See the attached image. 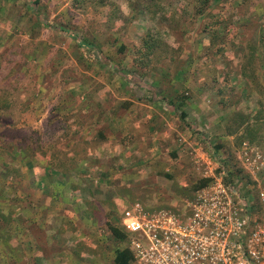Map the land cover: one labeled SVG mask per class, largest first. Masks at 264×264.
I'll return each mask as SVG.
<instances>
[{"label": "rangeland", "instance_id": "1", "mask_svg": "<svg viewBox=\"0 0 264 264\" xmlns=\"http://www.w3.org/2000/svg\"><path fill=\"white\" fill-rule=\"evenodd\" d=\"M30 2L0 0V88L13 105L2 115L1 120L11 122L3 134L17 142L24 138L34 164L27 169L16 161L19 176L11 169L0 173V209L11 212V220L22 217L31 195L45 196L44 206L52 209L84 211L98 203V209L105 208L100 217L110 219L133 201L171 206L179 195L191 193L202 176L194 165L196 156L238 167L243 142L263 150L264 0ZM148 32L160 40L155 53L165 59L156 63L157 56L151 55L152 64L144 68L140 45ZM112 63L128 68L133 82L119 77ZM106 84L112 89L100 102ZM120 97L134 103L156 98L157 108L175 117L185 110L182 129L174 140L169 136L163 141L165 151L146 155L168 168L142 165L140 126L120 138L125 149L111 141V153L108 146L98 147L102 139L90 136L101 126L94 118L110 109L106 102H113V113L129 102L120 104ZM187 127L195 133L194 144ZM112 129L120 135L121 129ZM131 141L135 144L129 148ZM97 151L103 153L98 156ZM63 153L75 155V169L60 174L55 168L66 161ZM114 153L128 162L117 166L119 159H110ZM48 161L52 166L45 174ZM241 176L248 177L244 172ZM51 195L61 197L49 199ZM106 217L100 219L105 222ZM99 229L97 237L88 238L105 241L107 252L99 251L98 262L112 264L116 244L105 227ZM3 252L0 244V264L7 257Z\"/></svg>", "mask_w": 264, "mask_h": 264}, {"label": "built area", "instance_id": "2", "mask_svg": "<svg viewBox=\"0 0 264 264\" xmlns=\"http://www.w3.org/2000/svg\"><path fill=\"white\" fill-rule=\"evenodd\" d=\"M208 156L194 159L209 181L191 197L123 206L131 264H264V148L242 143L238 176L233 164Z\"/></svg>", "mask_w": 264, "mask_h": 264}, {"label": "crops", "instance_id": "3", "mask_svg": "<svg viewBox=\"0 0 264 264\" xmlns=\"http://www.w3.org/2000/svg\"><path fill=\"white\" fill-rule=\"evenodd\" d=\"M31 1V5L34 6L35 0ZM125 69L119 68V72L128 71ZM119 77L127 82L123 76L120 75ZM128 83H130V81ZM135 85L139 87L140 84ZM101 88L103 93L99 98L100 102L104 101L106 98L105 91L112 89L109 84L102 85ZM88 89V91L92 90L94 92L93 87H89ZM128 99V97H120L117 102L122 104L124 101H128ZM132 102L134 103L135 101L129 99V102H126L125 105H123L124 107L122 106L123 108H121L122 111L120 113H113L110 110L113 102H106V104H111L110 109L101 111V113L98 114L102 117L97 116L94 118V121L98 122L101 126L99 130L94 132L91 131L90 136H95L96 139H102L103 142L98 144V147L103 149L108 146L110 147L108 151L111 153L114 151L111 149V141L115 139L116 142H120H118V144L121 146L122 140H120V138L125 137V135L132 130L139 129L138 127L140 126L142 127V131H144V133L146 132V136H144L142 132V142L140 144L142 145V165H148L154 168H168V163L163 164L157 157L154 159L150 157L156 155L158 152L163 153L165 151V143H163V141L167 140L166 138L169 136L174 140L175 133L179 129H182L180 124L184 125V121L180 117H175V113L169 114L157 108L156 98L148 103L143 100L134 104H132ZM112 127L121 129L120 135L119 133H115ZM187 129L191 137L189 143L191 142L194 144L195 136H193V134L195 133H193L192 129L188 127ZM81 133H83V131L80 132V135ZM116 137H119V139ZM141 138L139 135V139ZM135 142L137 143L139 140ZM135 142L131 141V143H128L129 148H131ZM124 143L122 149L126 148L124 145H127V143ZM100 153H103V151H97L98 156H100ZM148 153L152 154V156H146ZM204 153L206 154V151ZM122 155H116L114 153L111 154L110 159L111 161H114V157L119 159V164L117 165L119 166L124 162H128V158H124ZM137 160L141 162L140 158ZM58 197L61 196L51 195L49 199L59 200L60 198ZM44 198L45 196L41 195H31L29 199L30 202L22 217L13 216L11 223L7 226V232L9 233L8 237H0V244H3L6 250V252L3 253L7 256L6 258H2L1 264H89V262L90 264H99V251L104 249L107 252V246L105 241L97 242L95 240L94 242L92 239L90 240L88 238L97 237V232L98 230L100 231L99 227H102L100 219H94L93 215L95 212L92 210L83 211L75 208L73 210H65L61 207L54 209L50 207L47 208L43 204ZM61 200L69 201L70 198H62ZM32 201L36 202L34 203ZM53 204H51V206ZM76 219L78 220V225ZM85 239H88V243L84 242ZM112 258L113 255L110 256L111 261Z\"/></svg>", "mask_w": 264, "mask_h": 264}, {"label": "trees", "instance_id": "4", "mask_svg": "<svg viewBox=\"0 0 264 264\" xmlns=\"http://www.w3.org/2000/svg\"><path fill=\"white\" fill-rule=\"evenodd\" d=\"M37 1V0H35ZM152 1V0H150ZM212 1H219V0H212ZM32 2V1H31ZM35 3V2H34ZM69 33V36L75 37L73 34H71V32H67ZM76 39V37H75ZM78 43L84 45V46H88V42L87 41H78ZM144 48V51L142 52V55L140 57H142V67H146L148 64H152V59H149V57L152 55L157 56V59L155 60L156 63L158 62H162L165 58L163 56H161L160 54H156L155 50L156 48L160 47V40H158V38L154 37L153 35H151L149 32L146 33L145 35L142 36V40H141V45ZM141 52V49L138 50V52ZM160 55V56H159ZM172 61V57L167 58V60ZM139 57L136 56V58L134 57V61L136 63H140L139 61ZM112 65L114 66V71L123 76L127 82H133L130 78L131 75L129 74L128 71L125 72H119V68L118 65L112 63ZM3 91L2 88H0V126H3V129H0V173L2 175H5L6 172L11 169V171L14 173V175H18L21 173V169H20V165H16V161H19L20 164L22 165H26L27 169H32L34 164H32V162H30L31 158L33 156L32 151H30L29 148H27V145L25 144V141L23 140L24 138L20 139L18 142L16 141V138L13 137H9V135L7 136V134H3V131H5L6 127L10 130V125L11 122H5L2 119V115L5 113H9L11 108H12V104L10 101H8V99L5 97V92H1ZM156 94H158L156 91H154ZM180 118L184 119V117L186 116L185 112H181L179 114ZM15 128H12V130H14ZM7 132V131H6ZM63 155L66 157V161L62 162L61 166H57L55 168L56 172H59L60 174H64L67 171H70L73 168V163L75 161V155L72 153V155L74 156H70L67 155V153H63ZM10 163H15V165H11ZM52 166V163H50L48 161L47 164H45L44 167V171L45 174L47 171H49V168ZM11 167V168H9ZM74 169V168H73ZM241 172V169H239V167H236V169L232 172V175L234 176H238L239 173ZM209 181V178L206 177H202L200 176L198 179H196L194 181V184L191 188L190 191H192L191 193H184L181 194L179 196H185V197H191L192 193L194 191H196L197 189L205 186ZM41 184V183H40ZM97 204V205H96ZM93 205V204H92ZM96 206H92L90 208H88V210H92L96 213V218H104L106 217V214H103L102 217H100L99 214H102V212L105 213L104 208L102 207L103 210L98 209V203H95ZM160 206V205H159ZM92 208V209H91ZM86 211V210H85ZM94 213V214H95ZM99 213V214H98ZM11 212L10 214L7 212H4L3 210L0 209V237L1 236H5L8 237V232H7V226L11 223V218H10ZM120 215V214H119ZM119 215L115 216V218L110 219L108 217L105 218V222L103 219H100V223L102 222V226L106 228L107 232L110 234L111 238L113 239V241L115 242L116 246L113 249V258H112V264H131L134 260L133 257V253L131 252V250L129 249L128 246H126V241H127V233L125 230H123V228L119 225ZM94 218V219H96ZM7 240V239H6ZM120 243H124L125 245L120 246Z\"/></svg>", "mask_w": 264, "mask_h": 264}]
</instances>
